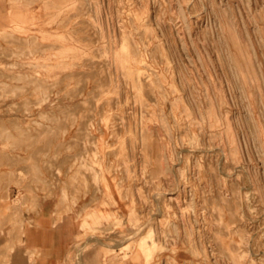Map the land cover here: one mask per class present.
<instances>
[{
    "label": "rangeland",
    "instance_id": "374dc122",
    "mask_svg": "<svg viewBox=\"0 0 264 264\" xmlns=\"http://www.w3.org/2000/svg\"><path fill=\"white\" fill-rule=\"evenodd\" d=\"M3 193L71 264H264V0H0Z\"/></svg>",
    "mask_w": 264,
    "mask_h": 264
},
{
    "label": "crops",
    "instance_id": "0c3cea01",
    "mask_svg": "<svg viewBox=\"0 0 264 264\" xmlns=\"http://www.w3.org/2000/svg\"><path fill=\"white\" fill-rule=\"evenodd\" d=\"M0 194V264H71L80 232L72 209L60 202H7ZM112 264H140L131 257H115ZM95 252L84 253L81 264H102ZM109 264V263H108Z\"/></svg>",
    "mask_w": 264,
    "mask_h": 264
}]
</instances>
